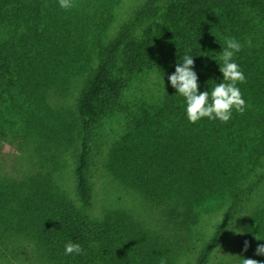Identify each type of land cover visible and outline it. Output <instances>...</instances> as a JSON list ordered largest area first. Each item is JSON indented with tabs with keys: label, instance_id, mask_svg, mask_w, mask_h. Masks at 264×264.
<instances>
[{
	"label": "trees",
	"instance_id": "16d2710c",
	"mask_svg": "<svg viewBox=\"0 0 264 264\" xmlns=\"http://www.w3.org/2000/svg\"><path fill=\"white\" fill-rule=\"evenodd\" d=\"M108 2V12L121 4ZM58 13L48 0H0V133L12 134L15 121L7 124L13 114L26 127L19 132L25 146L13 164L0 161V260L9 255V262L21 264H180L194 252L206 200H215L207 193L222 191L229 195L225 212L192 264H210L215 245L241 219L235 264L243 258L264 262L256 252L264 243V201L244 218L237 213L264 180L263 171L245 185L235 182L244 171L235 176L234 170L252 155H243L251 124L246 108L233 110L227 122H189L183 97L168 80L191 50L198 89L210 90L222 78L213 55L219 56L224 36H234L244 44L235 57L245 74L238 87L246 106L259 100L264 92L254 84L252 68L264 61V0H140L122 18L113 14L92 25L66 19L60 24ZM115 17L118 27L107 37ZM148 70L167 82L156 108H137L122 134L102 139L103 118L119 115L122 90ZM80 80L72 103L49 100L65 99ZM98 166L100 192L92 179ZM69 175L73 190L62 184ZM113 181L151 216L153 210L167 219L150 226V218L115 205L109 192L103 195V183ZM69 240L83 254L66 256ZM27 242L33 244L29 249Z\"/></svg>",
	"mask_w": 264,
	"mask_h": 264
},
{
	"label": "rangeland",
	"instance_id": "374dc122",
	"mask_svg": "<svg viewBox=\"0 0 264 264\" xmlns=\"http://www.w3.org/2000/svg\"><path fill=\"white\" fill-rule=\"evenodd\" d=\"M138 2H140V0H121L120 6H117V9H110L109 12L106 10L107 4L109 3L108 0H73V7L67 9L68 11L66 12H62V9L59 7L58 0H48V5L54 12H60L57 16L58 23L60 24L66 19L65 21L68 20V22L71 23L78 21L80 25H92L98 24L104 19L106 20V18L110 15L113 16V14L120 19L122 16L132 11ZM117 27L118 23L115 17L106 31L107 37L114 34ZM96 63L97 59L96 57H93L91 65H96ZM252 73V80L254 78L255 81L254 84L262 90L261 92H264V61L260 60L259 65L256 66L254 70L252 68ZM84 74L85 73H83V75ZM82 82L83 80H80V83L76 87L74 93L71 92V94H69L65 99L59 95H54L49 100L60 102L63 106L72 103L74 96H76L80 86H82ZM166 84V79L159 75L155 70H148L142 72L138 77H134L130 81L129 85L122 90V95L120 96V101L124 106L123 108L127 107V111L130 112V115H127L126 111L121 107V111L118 113L119 115L116 116L115 114L110 117H104L103 120L106 121L102 122L99 128V133L103 135L101 138L111 142L114 138L122 134V124H126L128 121L130 122L131 115L133 117L138 115L137 108L140 109L141 112L144 109H147L149 112L152 111L158 100L163 97ZM13 116L15 120H13L14 118H9V123L7 124V127L11 128V121H15V124L12 125V134L7 135L0 133V147L2 148V151H0V161H4L9 166H11L13 164L12 162H14V154H17L25 146V141L23 138L21 139L19 133L26 132V127H24L25 125L22 123V119L24 118H20V115L15 116L13 114ZM18 116L19 118L17 119ZM245 117L251 121V124L244 132L245 138L248 140L245 141L248 143V147L244 149L243 155L245 156L249 152H252V155H248L247 158L243 160L244 167L240 171L234 170L235 176L244 171L242 173L243 175L235 181H239L237 184L241 183L243 185L248 182L255 181L257 175L264 171V120L262 119L264 117L263 94L259 97V100L256 99V101L252 102L251 105L246 106ZM119 122H121V124H119ZM255 122L260 123L256 125ZM107 145L108 143L104 145L103 149H105ZM257 147L260 148L258 153L256 151ZM103 149H101V151H103ZM71 156L72 153H70V151L65 154V157L69 162L71 160ZM96 164H99V162ZM66 169L68 171L71 170L70 167H67ZM96 169L97 171L93 174L92 179L96 183V189L100 192L102 188V180L98 177L99 166L96 167ZM234 177L230 178L227 183L232 181ZM67 181L62 184L69 186L71 190H73L70 175ZM103 192V195L106 192H109V197L111 200L115 201V205L124 208L127 212L129 211L133 213L135 217H140L145 220L150 218V226L154 223H163L162 220L165 218L167 219L165 215H158L156 214V211L153 210H151V216L150 209L146 208L145 204H142L140 199H138L135 195L131 196L128 192H126L124 186L120 184L119 181H113L110 186L106 187L103 183ZM218 193L219 194L216 196L212 193L209 195L207 193V199L215 197V200L204 199L206 200L205 206L202 208L204 209V214L203 219L200 220L202 229L194 234L195 237L198 238V241H195L196 245L193 249L194 252L190 251L186 255L187 257H182L180 264H192L195 259V252L200 250L202 241L211 236L214 226L221 220L227 206L229 195L222 191ZM248 196H250V199L244 200L243 205L237 212L240 214L241 218H244L246 214H250L252 209L258 207L260 203L264 201V180L260 182L256 189ZM240 221H242V219L234 221L228 230L222 235V239L215 245L210 255V264H235L236 253L234 251V247L237 244L236 239ZM25 246L29 249V247H32L33 244L32 242H27ZM8 256L9 255H7L3 261L0 260V264H21L18 260H11L9 262L10 259Z\"/></svg>",
	"mask_w": 264,
	"mask_h": 264
},
{
	"label": "clouds",
	"instance_id": "9594fccd",
	"mask_svg": "<svg viewBox=\"0 0 264 264\" xmlns=\"http://www.w3.org/2000/svg\"><path fill=\"white\" fill-rule=\"evenodd\" d=\"M59 7L70 9L73 7V0H58ZM217 38V37H216ZM219 41V39L217 38ZM220 43V41H219ZM244 43L251 45L250 40ZM244 44L234 36H224L219 56L213 55L218 62L222 78L215 82L209 90L198 89V75L194 70L193 54L191 50L185 52L175 65V70L168 76L170 85L176 90L184 101V112L189 122L195 123L201 118L207 117L210 120L218 119L227 122L232 118L233 110L243 112L246 108V101L242 96L238 83L245 80V74L235 59ZM247 248V241L244 244ZM79 243L71 240L64 245V254H83ZM257 254H264V243L256 247ZM241 264H264L251 258H243Z\"/></svg>",
	"mask_w": 264,
	"mask_h": 264
}]
</instances>
